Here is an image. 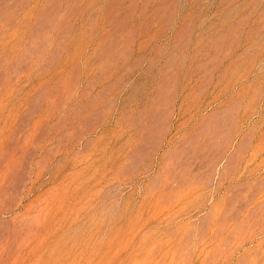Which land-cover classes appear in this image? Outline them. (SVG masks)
I'll return each mask as SVG.
<instances>
[{
  "label": "rangeland",
  "instance_id": "374dc122",
  "mask_svg": "<svg viewBox=\"0 0 264 264\" xmlns=\"http://www.w3.org/2000/svg\"><path fill=\"white\" fill-rule=\"evenodd\" d=\"M0 264H264V0H0Z\"/></svg>",
  "mask_w": 264,
  "mask_h": 264
}]
</instances>
